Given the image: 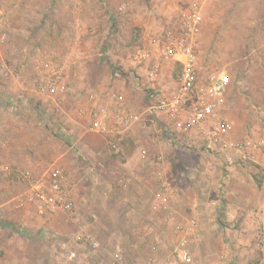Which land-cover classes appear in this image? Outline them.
<instances>
[{
    "label": "rangeland",
    "instance_id": "rangeland-1",
    "mask_svg": "<svg viewBox=\"0 0 264 264\" xmlns=\"http://www.w3.org/2000/svg\"><path fill=\"white\" fill-rule=\"evenodd\" d=\"M194 4L198 72L230 78L218 118L232 140L264 141V0H0V141L17 137L30 159L0 154V264H185L182 243L190 264H264L262 148L213 153L194 130L172 137L168 114L147 108L150 88L175 91L178 66L162 62L149 81L135 50L165 30L183 35ZM54 74L64 90H40ZM104 113L106 144L87 135ZM126 137L135 158L117 157ZM54 166L73 207L41 215L30 185Z\"/></svg>",
    "mask_w": 264,
    "mask_h": 264
},
{
    "label": "built area",
    "instance_id": "built-area-1",
    "mask_svg": "<svg viewBox=\"0 0 264 264\" xmlns=\"http://www.w3.org/2000/svg\"><path fill=\"white\" fill-rule=\"evenodd\" d=\"M194 6L187 13L180 14L183 35L176 36L171 30H165L159 38L152 40L148 47L135 50L134 55L138 61L148 62L146 77L149 81L156 79L160 64L164 61H173L180 66L175 91L171 95L161 96L156 93L154 87L150 88L147 94L149 100L147 108L168 114L170 118L168 131L172 137H176L175 131L187 134L194 130L204 140L206 148L213 153L234 151L242 158H250L257 146H260L264 153V141L255 143L249 136L232 140L229 137L232 122L218 118V110L225 102V92L230 84V78L228 74L214 70L206 73L204 77L199 74L195 47L202 16L197 5ZM2 16L3 11L0 9V20ZM4 38L5 33L0 30V43ZM58 78L57 74L51 75L46 81H40L38 88L50 94L62 92L64 85L58 82ZM103 115L105 113L92 121L90 129L100 133L109 132L110 128L102 119ZM128 117L129 120L137 118L132 113ZM124 118L127 121L128 118L126 116ZM20 175L24 180L32 178L28 170L20 172ZM47 177L49 178L47 184L40 181L30 185V197L36 204L37 212L43 215L47 212L72 209L71 192L64 182L62 170L54 166L48 171ZM92 245L96 247L97 243L92 241ZM177 252L182 262L185 264L192 262L184 243Z\"/></svg>",
    "mask_w": 264,
    "mask_h": 264
},
{
    "label": "crops",
    "instance_id": "crops-1",
    "mask_svg": "<svg viewBox=\"0 0 264 264\" xmlns=\"http://www.w3.org/2000/svg\"><path fill=\"white\" fill-rule=\"evenodd\" d=\"M254 23V22H253ZM136 59V58H135ZM24 87V86H22ZM25 87H28L25 85ZM30 87V86H29ZM28 87V88H29ZM101 117V116H100ZM15 120V118H14ZM10 121V118H7L6 122H9ZM21 122H24V120L21 118ZM128 126L126 124H124L123 128H127ZM88 130V129H87ZM87 132H89V134H87ZM86 134L87 135H94L93 137L96 138V137H99L98 140L102 141L103 144H106L107 142L110 143V141L107 139L106 137V134L110 135L111 133H115L113 130H109L108 133L104 134V133H100V132H97L95 130H92L90 129L89 131H87ZM95 133V134H94ZM98 135V136H96ZM112 135V134H111ZM17 138V137H16ZM15 138L16 141H14L13 139V136L11 135H8L7 136V140L6 142H4L5 144V147L3 145V142L0 141V154L1 156H5V158L7 159V162L9 164H14V165H19V166H26L28 165L27 162H30V159L28 158V154L26 153L25 149H24V145H22V143L19 142V140H17ZM102 138V139H101ZM12 139V140H11ZM10 140V141H8ZM7 143V144H6ZM16 143V144H15ZM101 143V144H102ZM121 147V146H120ZM119 146H118V149H121ZM22 152V153H21ZM21 153V154H19ZM19 154V155H18ZM23 154V155H22ZM25 154V155H24ZM136 153L133 152V157L132 158H135V155ZM132 156V155H131ZM130 158V157H129ZM128 158V159H129ZM131 158V159H132ZM200 219L201 220H205L206 217H203V214L202 212H200V215H199ZM201 224L204 225V222L201 221ZM206 226H203V228L201 227L199 229V234L202 236V234H207L209 229L212 230L211 227H207L205 228ZM217 238V237H216ZM215 238L214 241H216L217 239ZM22 264H23V261H22Z\"/></svg>",
    "mask_w": 264,
    "mask_h": 264
},
{
    "label": "trees",
    "instance_id": "trees-1",
    "mask_svg": "<svg viewBox=\"0 0 264 264\" xmlns=\"http://www.w3.org/2000/svg\"><path fill=\"white\" fill-rule=\"evenodd\" d=\"M134 30L135 29H132L131 32L134 33ZM135 39H136V37H132L130 43L135 41ZM176 65L178 66V67H176V71H178L176 74H178L179 70H180V66L177 63H176ZM120 146H121L120 147L121 149H119L118 153H116V154H117V157H119V158L121 157V159H123L125 156L131 155L134 151V148H135L134 142L128 137H126L122 140V145H120Z\"/></svg>",
    "mask_w": 264,
    "mask_h": 264
}]
</instances>
